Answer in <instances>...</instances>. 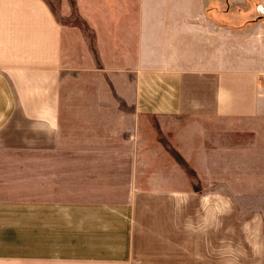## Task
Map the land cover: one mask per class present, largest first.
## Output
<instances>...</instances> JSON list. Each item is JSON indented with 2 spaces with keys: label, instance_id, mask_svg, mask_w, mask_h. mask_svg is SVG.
<instances>
[{
  "label": "crops",
  "instance_id": "crops-1",
  "mask_svg": "<svg viewBox=\"0 0 264 264\" xmlns=\"http://www.w3.org/2000/svg\"><path fill=\"white\" fill-rule=\"evenodd\" d=\"M208 2L0 0V264H264L263 212L209 160L229 124H164L258 114Z\"/></svg>",
  "mask_w": 264,
  "mask_h": 264
},
{
  "label": "rangeland",
  "instance_id": "rangeland-1",
  "mask_svg": "<svg viewBox=\"0 0 264 264\" xmlns=\"http://www.w3.org/2000/svg\"><path fill=\"white\" fill-rule=\"evenodd\" d=\"M213 3L211 12L218 24L230 28V54L231 65H240L249 61L255 64L259 71V101L258 114L250 120L227 122H206L192 119H176L164 124L170 126L169 130H178V140L187 142V146L198 145L202 138L198 133L202 130L215 129L220 132L230 128V135L216 133L213 143L208 139L209 160H213L215 167L219 164L234 175L231 180L234 189H239L244 195L242 204L246 208H256L263 212L264 217V0H209ZM227 61V60H226ZM217 122V121H216ZM214 125L213 127H211ZM235 129L246 133H237ZM156 128V126H155ZM144 123L140 120L137 127V140L142 141L145 133ZM167 140H172L169 137ZM139 148V147H138ZM237 167V169H236ZM163 179L169 172L163 169L148 171ZM239 173V174H238ZM193 188V187H187ZM236 195L238 193L234 191Z\"/></svg>",
  "mask_w": 264,
  "mask_h": 264
}]
</instances>
